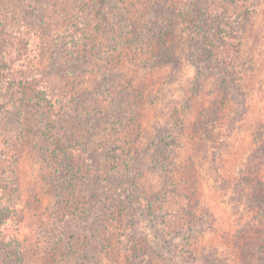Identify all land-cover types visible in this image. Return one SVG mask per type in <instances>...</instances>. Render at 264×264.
<instances>
[{
	"label": "rangeland",
	"instance_id": "374dc122",
	"mask_svg": "<svg viewBox=\"0 0 264 264\" xmlns=\"http://www.w3.org/2000/svg\"><path fill=\"white\" fill-rule=\"evenodd\" d=\"M6 264H264V0H0Z\"/></svg>",
	"mask_w": 264,
	"mask_h": 264
},
{
	"label": "trees",
	"instance_id": "16d2710c",
	"mask_svg": "<svg viewBox=\"0 0 264 264\" xmlns=\"http://www.w3.org/2000/svg\"><path fill=\"white\" fill-rule=\"evenodd\" d=\"M12 72V68L4 66L2 70L0 69V77L10 81L9 83L11 86L19 88L23 94L29 95L31 99L38 100L42 103L43 112L45 114L44 135L53 143H55V146L58 147L66 157L80 165L81 157L77 154L74 146L64 142L56 134L57 112L54 110L53 103L49 96L44 90L39 89L36 85H34L32 82H29L28 80L16 81L12 77ZM0 264L6 263L0 258Z\"/></svg>",
	"mask_w": 264,
	"mask_h": 264
}]
</instances>
